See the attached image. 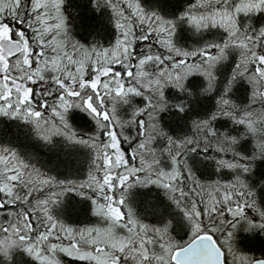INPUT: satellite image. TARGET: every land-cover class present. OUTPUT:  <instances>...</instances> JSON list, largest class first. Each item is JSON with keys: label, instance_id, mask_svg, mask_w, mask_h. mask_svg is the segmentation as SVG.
Returning a JSON list of instances; mask_svg holds the SVG:
<instances>
[{"label": "snow or ice", "instance_id": "1", "mask_svg": "<svg viewBox=\"0 0 264 264\" xmlns=\"http://www.w3.org/2000/svg\"><path fill=\"white\" fill-rule=\"evenodd\" d=\"M64 4L0 0V117L74 158L0 142V264H264V0H89L87 42Z\"/></svg>", "mask_w": 264, "mask_h": 264}, {"label": "trees", "instance_id": "2", "mask_svg": "<svg viewBox=\"0 0 264 264\" xmlns=\"http://www.w3.org/2000/svg\"><path fill=\"white\" fill-rule=\"evenodd\" d=\"M171 7L179 6L180 0H168ZM65 14L68 17V22L74 29V35L82 41L87 42L89 36L95 32L96 36L102 39H107L111 35V28L106 20V13L101 10L96 12L89 5V0H65L63 5ZM260 16L254 18V22H259ZM179 38L182 41L190 39L187 32L180 28L178 30ZM76 110H71L69 118L73 124H77L73 116ZM83 118V114H80ZM77 126H79L77 124ZM8 142L13 146L21 149L22 152H32L37 156L38 161L44 166H51L54 170L64 171L74 164L73 152L71 149H65L62 143H57V147L43 145L39 140L34 139L28 126L21 121L0 117V142ZM80 151V150H77ZM260 172V169H257ZM140 190L138 189L137 192ZM155 193L156 199L161 200L158 190L151 186L140 195L137 203V211H145L143 207L144 196ZM258 195L264 201V189L258 191ZM86 204L80 205L81 213L85 211ZM237 244L245 249L255 252H264V237L257 233H237Z\"/></svg>", "mask_w": 264, "mask_h": 264}]
</instances>
